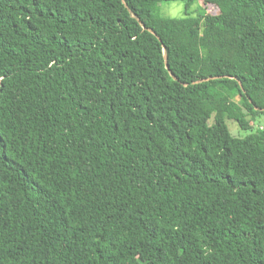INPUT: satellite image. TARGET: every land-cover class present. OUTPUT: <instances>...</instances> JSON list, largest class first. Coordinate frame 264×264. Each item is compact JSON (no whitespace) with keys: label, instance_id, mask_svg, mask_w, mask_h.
<instances>
[{"label":"trees","instance_id":"trees-1","mask_svg":"<svg viewBox=\"0 0 264 264\" xmlns=\"http://www.w3.org/2000/svg\"><path fill=\"white\" fill-rule=\"evenodd\" d=\"M262 116L264 0H0V264H264Z\"/></svg>","mask_w":264,"mask_h":264},{"label":"rangeland","instance_id":"rangeland-1","mask_svg":"<svg viewBox=\"0 0 264 264\" xmlns=\"http://www.w3.org/2000/svg\"><path fill=\"white\" fill-rule=\"evenodd\" d=\"M196 8H199V10H202L209 15H216L226 11L224 9H220V7L212 3L210 4V3L198 2L196 5L193 4L189 8V12L192 14V16L196 14L195 12ZM184 10H185L184 4H182L181 2L162 3L159 5L157 14L160 17L176 19V18L184 17ZM225 124L227 126L229 134L232 137L237 138L246 135L244 131H241L238 128L237 124L233 120H227ZM256 126L264 127V116L257 119Z\"/></svg>","mask_w":264,"mask_h":264},{"label":"water","instance_id":"water-1","mask_svg":"<svg viewBox=\"0 0 264 264\" xmlns=\"http://www.w3.org/2000/svg\"><path fill=\"white\" fill-rule=\"evenodd\" d=\"M131 13V16L139 23V25L142 27L143 30H146L150 33H152L153 35H155V33L151 30V29H148L145 27V25L140 21V19H138L136 17V15H134L132 12ZM163 58H164V63H165V68L166 70L169 72L171 78L174 80V81H177V78L169 71V68H168V65H167V55H166V52H165V49L163 48ZM214 80V79H218L217 77H213V78H209V79H205L204 81H208V80Z\"/></svg>","mask_w":264,"mask_h":264}]
</instances>
